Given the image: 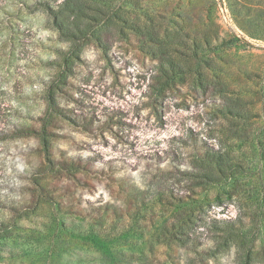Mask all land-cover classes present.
Listing matches in <instances>:
<instances>
[{
    "label": "rangeland",
    "instance_id": "rangeland-1",
    "mask_svg": "<svg viewBox=\"0 0 264 264\" xmlns=\"http://www.w3.org/2000/svg\"><path fill=\"white\" fill-rule=\"evenodd\" d=\"M116 1L0 0V264H264V0Z\"/></svg>",
    "mask_w": 264,
    "mask_h": 264
},
{
    "label": "trees",
    "instance_id": "trees-1",
    "mask_svg": "<svg viewBox=\"0 0 264 264\" xmlns=\"http://www.w3.org/2000/svg\"><path fill=\"white\" fill-rule=\"evenodd\" d=\"M116 2V0H63L58 9L54 10L49 6L46 9L59 33L71 43L77 44L78 41L94 36L91 29L92 17L101 15L103 13L102 8H105L109 14L116 7ZM114 17H117L116 13ZM178 227L182 228L180 225ZM211 227L217 232H230L234 224H227V222L222 221ZM226 236H228L227 233ZM239 259V264H249L250 254H241Z\"/></svg>",
    "mask_w": 264,
    "mask_h": 264
}]
</instances>
